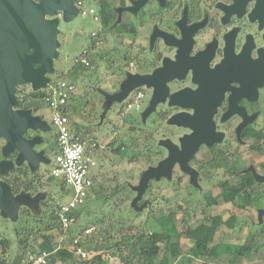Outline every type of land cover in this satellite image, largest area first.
Masks as SVG:
<instances>
[{
    "label": "rangeland",
    "instance_id": "rangeland-1",
    "mask_svg": "<svg viewBox=\"0 0 264 264\" xmlns=\"http://www.w3.org/2000/svg\"><path fill=\"white\" fill-rule=\"evenodd\" d=\"M85 5L86 7L93 6L88 2ZM59 21L60 25L57 27L58 57L53 61V73L48 74L47 78L53 79L58 75H63L64 78V75H70L73 63L83 51L88 52L90 61L88 67H82L78 72L79 79L74 98L76 101L80 99V104L87 103L80 113L87 119L86 125L90 127L91 134L87 143L93 153H91L93 166L90 168V176H97L94 188L99 192V198H93L92 192L90 193V202H88L85 214L79 224L84 226L94 220L97 222L105 219L99 225L101 230H107L108 226L115 227L111 228V231L133 226L139 229L159 231L160 226L156 218L160 214L169 216L180 234V236H175L171 233L172 242L178 246L177 253L172 256L170 246L162 241L159 244L160 252L155 264H229L231 255H225L218 259L200 257L187 261L193 239L185 236L184 231L187 226H195L204 217L219 216L223 221L234 218L233 226L227 222L218 226L213 240L214 244H228L231 247L248 246L256 237L258 242L253 246L251 252L238 257L235 263L264 264V231L263 236L259 237L264 226V215L259 216V212L264 210V183H255L253 191L256 193L258 201L250 202L246 209H238L219 197L216 199V204L207 207L206 200L217 197L221 192V188L214 185L217 181L224 179L221 172H217L210 181L211 186H208V184L200 182V178H196L194 182L189 181L188 175L181 172L177 164L171 169L169 177L162 176L152 180L147 191L138 199L137 187L142 175L149 168L156 167L163 158L169 155L171 147H168L167 144L178 149L179 137L185 130L179 127L180 121L171 123L173 112H158L153 116L152 111L145 109V105L152 99L150 80L156 75L133 74V68L130 65L131 51L127 46L130 41L128 35L118 38L111 27L112 32L100 35V39L94 41L92 48L91 42L94 38L92 34H97L100 30V23L94 21L92 16L81 17L77 9L74 8L72 16H66L63 13ZM98 55L101 56L100 59ZM139 76H147L151 79L142 85L129 88L125 97L109 103V98L121 91L128 77L132 79ZM66 78L68 77L66 76ZM138 89L148 92L143 99L144 106L141 110L139 107L137 109L134 106L128 107L129 100L133 98ZM166 90L163 85L160 95H165ZM30 91H33V86L30 84L18 85L17 97L21 99L24 94ZM26 101L29 103H25L24 107L37 106L40 103L36 99ZM38 113L44 117L45 122L50 120L46 106H42ZM164 114L166 116H163ZM80 119L76 118L81 122ZM132 141L137 142L138 146L134 151H129L125 157L115 152L120 143L129 146ZM136 151L143 155H150V158L147 159V156L133 158ZM158 151L157 156H152V153H158ZM55 153L56 148L53 145L52 149L43 155L40 170L38 169L35 178L25 170L27 168L20 169L23 173L26 171V174L31 176V178H27L30 183H28L29 190L26 192V197L33 203L28 205V201L20 205L15 219L0 215V241H7L8 246L4 248L3 258L8 264H11L18 256L27 257L31 254V250H37L36 240L39 237L35 236V233L41 224L45 223L40 212L42 204L47 201L48 197L58 198L63 203L70 199V193H59V189L54 188V185L45 178L50 176L49 173L54 166ZM206 157L208 158V156ZM263 159L256 153H249L244 158V165L239 162V166L241 165L245 170L250 168L255 174L264 176V170L260 169L261 164L264 163ZM25 162L31 168L30 159ZM226 169H229V166ZM237 182L238 178L233 177L229 179L228 184L232 185ZM21 211H24L25 215L22 216ZM113 233L112 231L110 234L113 235ZM48 235L54 246H58L57 232L53 230L48 232ZM100 238L106 241L108 236L105 234ZM21 239L24 241L22 245L18 243ZM39 241L40 239L37 240L38 243ZM66 246L70 247L69 244ZM108 255L103 256V264H120L117 259ZM73 259L77 264H86L85 260L76 255Z\"/></svg>",
    "mask_w": 264,
    "mask_h": 264
},
{
    "label": "flooded vegetation",
    "instance_id": "flooded-vegetation-1",
    "mask_svg": "<svg viewBox=\"0 0 264 264\" xmlns=\"http://www.w3.org/2000/svg\"><path fill=\"white\" fill-rule=\"evenodd\" d=\"M66 2L81 17L91 16L82 15V10L92 9L100 28L98 15L103 9L112 17L111 27L116 36H129L127 46L133 74L156 75L150 81L152 99L145 109L152 111L153 116L158 112H173L171 117L184 116L179 120V127L185 130L178 140L180 151L185 149V138L193 133L187 124L194 122L201 127L197 131L200 144L187 162L193 170V180L178 166L189 181L200 178V182L211 186L212 178L204 167L214 159H236L244 165L249 153L264 158V0ZM87 2L93 6L86 7ZM63 13L57 7L53 16L45 19L57 20L58 27ZM163 85L167 90L162 96ZM147 93L139 89L134 93L136 97L140 95V110ZM25 103L29 102L23 101L15 109L29 111L41 123L22 134L23 140L31 143V154L27 152L31 155V168L25 161L19 166L14 164L17 152L2 155L1 148L6 144L2 138L0 161L14 164L9 172L18 167L34 174L43 155L52 149L56 134L50 110L46 107L50 120L45 122L38 113L45 105L24 107ZM260 169L264 170V163Z\"/></svg>",
    "mask_w": 264,
    "mask_h": 264
},
{
    "label": "trees",
    "instance_id": "trees-1",
    "mask_svg": "<svg viewBox=\"0 0 264 264\" xmlns=\"http://www.w3.org/2000/svg\"><path fill=\"white\" fill-rule=\"evenodd\" d=\"M98 16L100 17V21H101V28L99 32L93 36L95 39L94 38H93L94 40L92 39L91 42L92 48L95 43L94 41L96 39H100L99 38L100 35L112 32V28H111L112 17L108 16L103 11V9L100 10V14ZM98 56L100 59L101 56L100 55ZM81 69H82L81 64L73 63L72 71H70L69 73L70 75H64V78L63 75H58L53 79L49 78V82L56 83L58 81H65L67 83L74 85L76 89V85L79 79L78 72H80ZM66 76L68 77L66 78L67 80L65 79ZM74 93L70 95L69 98L67 99V105L65 107V113L69 120V128L74 135L80 137V139L88 143L89 136L91 134L90 127L86 125L87 119L81 116L80 113V111L83 110V108L87 105V103L80 104V99L76 101L75 100L76 98H74ZM44 95H45V91H39V92L30 91L29 93L24 94V96L21 99L17 97L18 102L16 107L18 108L21 102L26 101L28 99L39 100L40 104L45 105L43 102ZM16 96H17V91H16ZM76 118L80 119L81 122L76 120ZM54 145L56 148V137H55ZM137 146H138L137 142L135 141H132L129 144V146H125L124 143H120L118 149L115 152L125 157L127 153H129V151H134V149ZM121 148H123V150L120 151ZM152 154H153L152 156H157L159 154V151L158 153L155 152ZM140 156L144 157L147 155L146 154L143 155L142 153H139V151H136L133 154V158H138ZM149 158L150 155L147 156V159ZM165 158H163L161 161H163ZM228 166L229 169H226ZM242 168L243 167L241 165L239 166V162L236 159L230 161L226 158L214 159L207 164V167H204V171H207V174L209 175L210 178H214L217 172H221V176L224 177V179L217 181L215 184V186L221 188L220 194H218L217 197H214L213 199L206 200L207 202L205 204L207 207L216 204V199L218 197L221 198L224 202H229L232 206L242 210L246 209L250 204V202L253 203L254 201L255 202L258 201L257 195L253 191V187L256 183L254 175L251 171L248 170L242 172L243 170ZM20 169L22 168L16 167L11 172L6 173L3 176H0V180L10 188V192L14 197L20 194L26 195L27 194L26 192H28L29 190L28 183H30L29 179L27 178H31V176L34 177L38 173V171L35 172L34 174L29 173L31 175L30 176L29 174H26V171L25 173H23ZM233 177H237L238 182L229 185L228 181ZM45 178L46 180L49 181V183L54 185V188L56 187L57 190L59 189L58 191L59 193L65 192V187L60 180L53 179L51 175ZM96 178L97 176L92 177L93 188L91 190L93 194L92 197L95 199H97V197L99 198V192L94 188V183ZM152 180H154V178L148 180L147 186L143 191V193L141 194V197L144 195L145 191H147V188L149 187L150 182ZM57 199L48 197L47 201H45L42 204L40 214L43 217L42 219L45 220V223L41 224L37 233H35V236L38 235L39 237L38 239H40L39 243L37 242L38 239L36 240L37 250H31V254L28 255L27 257L26 256L23 257L22 255L16 257L11 264H27L29 263L31 257L37 255L42 251L50 252V256L46 264H55L57 262H59L60 264H77V262L74 261L73 259L75 255V251L73 249L67 248L66 244L65 245L62 244L55 247L52 239L48 235V232L53 230H55L57 234L64 233L57 216V211L54 207L55 200ZM90 199L91 198L89 195L84 205L79 207L77 210L73 211L72 216L75 219V223L67 231V234L72 239H77L78 247H81L83 249L85 248L84 250L89 252V256L85 260L86 264H96V263L103 264V260H104L103 256H105L106 254H109L108 256H110L113 259H117L120 264H155V260L158 258L160 252L159 244L162 241H165V243L170 246L172 256H174L177 253L178 246L176 243L172 242L171 233H173L175 236H180V234L177 232L175 225L172 224L171 217L163 216L160 214V216L156 218V220L158 221V225L160 226L159 231L156 230L150 231L148 229L145 230V229L135 228L133 226H128L127 228H119L116 230L112 229V231L114 232L112 235L110 234L112 232L110 229L115 227L108 226L106 227L107 230H101L99 226L101 225V221L103 223L105 219H101L100 221L97 222L96 220H94L89 224L86 223V225L84 226L79 224V221L81 220L83 214H85L84 212L86 211V206L88 202H90ZM29 203H33V201L31 202L29 201L28 205ZM20 214H22L23 216L25 215V212L21 211ZM223 222H227L228 224H230V226H233L234 218H228L226 221H223V219L219 216H214V217L209 216V217H204L202 220L198 222V224H196L193 227H189V226L186 227L184 231V235L187 236L188 238L191 237L193 239L192 246L188 252L187 261L198 259L200 257H209L211 259H218L225 255H231L233 261H235L236 258L245 256L251 252V250L254 248L253 246L256 245L258 242L256 237H254V240H252L251 244L248 246L236 245L234 247H231L228 244H221V243L214 244L213 240L216 233V229L218 228L219 225L223 224ZM167 224H168V228H167ZM88 227H93L94 230L89 235H84V230ZM263 231H264V226L261 229L260 232L261 235H259V237L263 236ZM105 234H107L108 236L106 241L100 238ZM18 243L22 245L24 241L21 239L18 241ZM7 246L8 244L6 240L0 241V248H1L0 264H8L7 261L3 258V254L5 252L4 248Z\"/></svg>",
    "mask_w": 264,
    "mask_h": 264
},
{
    "label": "water",
    "instance_id": "water-1",
    "mask_svg": "<svg viewBox=\"0 0 264 264\" xmlns=\"http://www.w3.org/2000/svg\"><path fill=\"white\" fill-rule=\"evenodd\" d=\"M35 4L29 0H0V138L5 139L2 147L3 156L17 152L14 164L21 165L29 161L30 144L23 140L22 134L28 129L39 126V119H33L29 111L16 110L17 86L30 84L33 91L45 89L49 83L48 74L53 72V61L57 54V20H46L45 16H53L54 8L62 9L64 15L72 16L73 9L66 0H39ZM151 78H129L123 84L121 91L112 97L110 102L127 95L129 88L149 82ZM151 81V80H150ZM110 105V104H108ZM180 115H175L171 123L179 121ZM193 133L185 138V149L180 151L173 146L169 155L156 167L149 168L141 177L138 189V199L147 186L149 179H159L170 176L171 169L178 164L184 172L191 175L193 170L187 165L200 144L197 124H187ZM14 164L11 161H0V176L9 172ZM256 182L264 183V176L253 172ZM28 202L25 194L12 196L10 188L0 180V215L15 219L20 205ZM264 215V210L259 216Z\"/></svg>",
    "mask_w": 264,
    "mask_h": 264
},
{
    "label": "built area",
    "instance_id": "built-area-1",
    "mask_svg": "<svg viewBox=\"0 0 264 264\" xmlns=\"http://www.w3.org/2000/svg\"><path fill=\"white\" fill-rule=\"evenodd\" d=\"M82 15H91L94 21L98 19L92 9L82 10ZM75 63H79L85 68L88 67L90 65L88 52L83 51ZM42 91H45L43 102L51 112V124L56 134V153L50 175L53 179L63 183L65 194L70 193L71 195L65 203L59 199L54 203L61 228L64 231L63 234H57L58 244H69V248L75 251L78 258L86 260L89 252L78 247L77 239H72L67 234V231L75 223L72 216L73 211L84 205L93 188L92 176H90V168L93 166L91 150L86 141L71 132L65 113L67 99L75 92V86L65 81L49 82ZM139 96H133L129 100L128 107L134 106L137 109ZM93 230V227L86 228L84 235H89ZM49 256L50 252L42 251L31 257L27 264H46Z\"/></svg>",
    "mask_w": 264,
    "mask_h": 264
},
{
    "label": "crops",
    "instance_id": "crops-1",
    "mask_svg": "<svg viewBox=\"0 0 264 264\" xmlns=\"http://www.w3.org/2000/svg\"><path fill=\"white\" fill-rule=\"evenodd\" d=\"M259 183V182H257ZM237 259V258H236ZM229 264H238V263H235V261H233L232 257H231V261L229 262Z\"/></svg>",
    "mask_w": 264,
    "mask_h": 264
}]
</instances>
